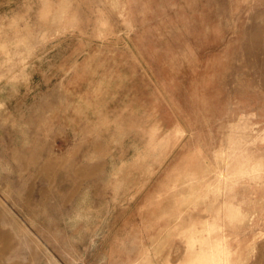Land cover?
I'll list each match as a JSON object with an SVG mask.
<instances>
[{"label":"rangeland","instance_id":"rangeland-1","mask_svg":"<svg viewBox=\"0 0 264 264\" xmlns=\"http://www.w3.org/2000/svg\"><path fill=\"white\" fill-rule=\"evenodd\" d=\"M0 264H264V0H0Z\"/></svg>","mask_w":264,"mask_h":264},{"label":"bare ground","instance_id":"bare-ground-1","mask_svg":"<svg viewBox=\"0 0 264 264\" xmlns=\"http://www.w3.org/2000/svg\"><path fill=\"white\" fill-rule=\"evenodd\" d=\"M240 212V211H239Z\"/></svg>","mask_w":264,"mask_h":264}]
</instances>
